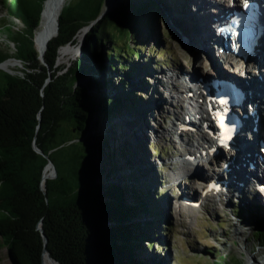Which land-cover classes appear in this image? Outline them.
I'll list each match as a JSON object with an SVG mask.
<instances>
[{
  "label": "trees",
  "instance_id": "1",
  "mask_svg": "<svg viewBox=\"0 0 264 264\" xmlns=\"http://www.w3.org/2000/svg\"><path fill=\"white\" fill-rule=\"evenodd\" d=\"M1 1L8 15L22 23L14 36L17 56L30 62L33 71H25L23 77L0 68V244L7 246L17 264H42L43 239L37 224L43 219L48 249L65 264H166L141 255L142 249H155L158 235L170 224L152 180L137 177L138 186L121 182L107 135L89 146L68 143L85 136L92 120L113 129L115 116L133 111L138 95L129 89L125 76L140 67L141 53L125 54L110 31L111 17L105 16L88 32L77 65L59 74L64 68L56 66L59 47L77 43L76 32L99 17L105 0H80L75 10L71 2L66 4L58 15V34L48 40L44 51L40 28L51 0ZM162 1L129 0L115 8L113 17L137 35L148 29L153 33ZM36 28V46L45 53L49 68L37 56ZM10 55L0 43V62ZM49 69L52 79L44 86ZM104 69L115 75L95 81L104 91L101 97L92 93L94 83L86 88L75 85ZM142 71L146 78L149 72ZM73 126L77 133L71 131ZM34 139L58 167V177L47 183L48 202L40 189L47 158L33 148ZM86 139L91 141L89 136ZM258 221L264 225V214ZM259 239L264 240V230ZM235 260L222 257L210 264H242Z\"/></svg>",
  "mask_w": 264,
  "mask_h": 264
},
{
  "label": "rangeland",
  "instance_id": "2",
  "mask_svg": "<svg viewBox=\"0 0 264 264\" xmlns=\"http://www.w3.org/2000/svg\"><path fill=\"white\" fill-rule=\"evenodd\" d=\"M105 1L104 5L107 4L108 0ZM128 1L118 0L113 9ZM182 1L163 0L161 4L169 13L172 8L176 10L175 12L181 13L180 16H183L181 10L185 0L183 3ZM70 2L71 9L75 10L78 8L80 0H68L66 4ZM104 5L103 7H105ZM184 5L187 10V5ZM171 20L175 22L172 17ZM43 25L44 16L40 28L41 34H43ZM21 26L22 23L18 19L8 15L0 0V43L14 55L16 49L12 40H15V33ZM142 32L138 35L135 34L133 40L134 49L142 55L140 59H137V62L141 63L140 67L133 71L130 76L122 73L130 81L129 89L136 91L138 95L133 111L124 112L119 117L115 116L111 124L113 129H110L109 125L106 127L100 121L92 120L87 134V137L89 136L94 141L98 137L100 139L106 135L109 137L110 147L114 149L112 151L115 152V159L120 167L119 180L121 182L125 180L132 186H138L139 180L136 179L137 177H140V180L142 178L151 179L153 182L152 190H158L161 195L159 202L168 214L170 224L167 226L168 228L165 226V229L168 230L158 235L155 249H142V257L155 262L157 260L159 262L164 261L163 263L166 264H210V262L221 260L224 257L227 262H231L236 258V262L239 260L242 264H247V257L252 255L254 257L248 264H264V240L259 239L260 231L264 230V225H260L258 221L259 215L264 214L263 210H259V205L264 207L261 195L258 194L259 200L255 193L245 196L244 199L250 200V203L246 202V206H244L245 202L243 203L241 198H238L237 201L232 198L229 202L221 199L216 204L208 203L207 206L199 208L185 205L181 206L180 211L174 208L173 204L175 205V202H177L174 198H180L182 193L198 196L200 192L197 191L196 185L190 186V181H196L195 177L185 178V174L189 173L188 175H190L194 168L186 173L184 172L180 176V181V177L177 178L178 180L172 178L173 173L177 176L181 175L179 167L182 163L178 159H181L180 153L183 150V145L175 141L170 133H167L169 135L164 134L166 133L165 129L171 132L169 129L175 128V123L179 122L176 121L175 114L170 112L169 103L172 98L171 95L166 93L164 80L172 74L174 67L182 66L183 70L187 72L190 71L188 69L195 66L200 73L201 63L195 60L192 65L190 64L187 55L181 53L175 38L166 34L161 16L157 15L153 33L150 29ZM81 33H83V30L79 32L80 35ZM79 34L76 38L77 43L71 44L67 46L68 49L63 50L62 54L65 57L61 61L62 64L73 65L78 55L81 54L80 51L76 53V58L72 55L77 50L75 47L81 42ZM124 40H127V36L124 37ZM117 45L121 46L120 43H117ZM124 48L125 54L132 55V51L130 52L126 47ZM64 51L67 52L64 54ZM69 51H73L72 54H69ZM209 51L207 57L214 58L215 52L210 48ZM189 52L193 56L199 54V51L193 47L192 49L189 48ZM200 56L206 58L203 53ZM10 60L12 61V59H9L4 63ZM12 66L14 65L3 67L10 68ZM21 67V63L17 61V65L12 70H19ZM218 67L220 70L225 71L223 67L221 69V63ZM176 69L181 70L182 68ZM142 70L146 73L149 72L146 78L144 74L142 76ZM103 74H105V79ZM181 74L184 73L181 72ZM114 75L115 73L109 69H104V71L91 73L88 77L80 80L85 85L90 84V82L91 84L94 83L91 91L97 97H101L104 91L97 89L95 81L102 80L101 82H104L108 77L112 78ZM157 100L161 104L159 107L156 106ZM171 109L173 110L172 106ZM143 117H145V120L142 119ZM135 124H139V127L146 126V133L143 137L139 136L138 128L132 129ZM155 127L158 128L157 135L152 132ZM182 138L185 137L182 136ZM122 149H124V152H122ZM176 154H180V156H176ZM174 158L177 160L173 163ZM134 167L137 169L136 171ZM198 167L202 171L203 168L206 171L208 170L202 165ZM61 170L65 169L62 167ZM184 180L187 182L185 183ZM245 186L249 185H244L241 189L237 185L231 187L236 191L243 192ZM201 200L204 199L201 198ZM235 209L239 213L238 215ZM0 264H11L8 249L2 245L0 246Z\"/></svg>",
  "mask_w": 264,
  "mask_h": 264
},
{
  "label": "bare ground",
  "instance_id": "3",
  "mask_svg": "<svg viewBox=\"0 0 264 264\" xmlns=\"http://www.w3.org/2000/svg\"><path fill=\"white\" fill-rule=\"evenodd\" d=\"M68 0H51V2L49 3L45 13H44V25H43V38H42V42H41V51H44V49L46 48V44L48 42V40L53 36H55L57 34V30H58V15L61 12V10L63 9V7L65 6V4L67 3ZM184 1V0H183ZM182 1V3H183ZM225 3V5H231V2H235L236 0H223ZM217 2V0H185L184 4L187 5V10L185 9V5L183 4V9L181 10V12L185 15L180 16L179 13L175 12V9H170V13H171V17L175 20V24L178 25L180 27V30L183 32V34L187 37V39L191 42L192 47L197 49V51H199V53H203L206 55H208L209 48L214 51V55L215 58L218 60V58H221V53L219 51V47H218V36H217V32H215L214 26H215V22L216 21V17L217 14L219 13H214L215 9L211 8L210 9V5L212 3ZM166 4V3H165ZM108 8V5L106 4L105 9ZM82 32V30L80 31ZM84 33V31H83ZM83 33H81V39L83 37ZM51 38V39H52ZM81 42L78 43V46L75 47V49H77L75 51L74 54H72L73 51H69V54H72L73 56L76 55V53L79 51V44ZM71 45V44H69ZM66 45L64 47H62L60 49V54H59V62L62 61V59L65 57V55L62 54L64 49H68ZM203 47V48H202ZM261 48H262V53H263V58H264V41L261 44ZM67 51H64V54ZM201 53V54H202ZM62 54V55H61ZM212 58H206L203 61H201V72L199 73V71H197V69L195 68V66H193V68H190L185 72L183 70V67H174V69L172 70V74H170L169 77H166V79L164 80V84H165V90L166 93L168 95H171V102L169 103V109L171 113L175 114V118L176 121H179L177 123H175V128H171L169 129L171 132H168L165 129L164 133L165 135H169L167 133H170L171 136L173 137V139L175 141L178 140L179 137L182 138V136H184L185 138H182L183 140V150H182V156L181 159L179 158L178 160H181L180 163H182V167H179V170L181 169V175L177 174H172V178L173 180H178L177 178L182 176L184 174V172H187L191 169L194 168V171L196 173L197 176H199L198 178L204 177L206 178L207 175L205 173L206 170L203 171L202 169H200L198 166L202 165V167L208 168L209 170H212L213 172L219 170V172L221 174H227L229 175V177H227V180H229V186H236L241 189L244 186H239L237 184V181L239 178L242 180V182L245 185H252V181L253 179H255L254 174H255V170L250 168L247 164H244L247 159L249 158L248 154H247V148H245V151H243L241 154L239 155H231L230 159H224L223 162H229L230 167H231V171L230 172H226L224 170V167H216L212 165V164H206L204 163L203 160L204 157H207L209 154L207 153L208 148L207 145L210 141V137L209 135L206 133V131L203 128V123L206 121H212L211 118V114L212 113H207L205 114L204 112V107L203 105H201L198 102V98L196 95V90L198 92V88H197V83H194V81H196L197 75H202V76H206L207 72H210L211 70L209 69L210 66L212 64H214V62H216L217 60ZM3 66H8V65H15V62L12 60L2 64ZM225 69V71H227V73H231V72H237L240 73L238 71H235L234 69H232L231 67L227 65H221V69ZM244 67V66H243ZM176 68H182L181 70H177ZM244 69H246L244 67ZM208 70V71H206ZM249 72H251L250 70H248ZM181 72H183L184 74H181ZM243 72H241V75ZM142 74V73H141ZM143 76V74H142ZM185 78V80L187 81V83L189 82L188 85L186 86H182L180 83H178V81L181 78ZM136 79V77H135ZM189 80V81H188ZM158 81V80H156ZM159 83V81H158ZM257 83V81H256ZM197 88L194 90V88ZM249 89L252 90V95H251V104L253 105V109H256L258 114L260 113V110L264 104V88L260 89V95L259 96H255V90L254 87H252L251 85L249 86ZM172 91V92H171ZM174 91V92H173ZM164 99V98H163ZM162 102V101H161ZM250 103L247 104L246 108L247 110L250 108ZM160 101L157 100L156 102V106L159 107ZM171 106L173 107V110L171 109ZM215 105H213L214 107ZM143 120H145V117L142 118ZM186 122L188 121L189 123H193V126L196 127L195 129H187V130H180L179 128V124L180 122ZM253 122L252 119L248 120V127L251 126V123ZM138 128V134L140 137H143L146 133V126H142L139 127V124H135L134 127H132V129H137ZM148 129V127H147ZM164 129V127H163ZM158 128L155 127L153 128V131L156 135L158 134ZM250 135L252 137H256V133L255 131H251ZM188 136H190L188 138ZM188 138V139H186ZM192 138V139H191ZM245 138V137H244ZM241 139L238 142L242 141L244 143L247 142L246 139ZM191 140H192V144H191ZM248 144H249V151H253L254 147H253V142H252V138L250 140H248ZM190 144V145H189ZM189 145V146H188ZM209 152V151H208ZM231 154V152H227V154ZM222 155V154H221ZM220 155V157H221ZM226 155V154H224ZM176 157V156H175ZM200 159L202 160V162H200ZM175 160L177 159H173V163L175 162ZM172 163V164H173ZM259 163H261V161H259ZM222 165V164H221ZM260 165V164H259ZM55 171L54 167L52 165H48L45 169L44 172V180L46 181L48 176L50 174H52ZM179 172V173H180ZM208 174V173H207ZM203 178V179H204ZM253 178V179H252ZM202 178L199 179L198 181H196L197 183H195L194 181H190V186H195L197 187L198 185L201 187L202 185ZM185 183L187 182L186 180H184ZM247 187V186H245ZM233 189V188H232ZM200 189H197V191ZM201 191H204L203 189ZM196 196V194H195ZM202 196V195H201ZM201 196L200 198H198V196L195 197V199L197 198L198 200H201ZM205 199V198H203ZM202 201V200H201ZM180 205V204H179ZM189 206V207H193V205L186 203L184 201L181 202V206ZM175 206H176V210H178V202H175ZM176 212V211H175ZM177 214V213H176ZM254 256H248V263L251 261V259ZM44 262L45 264H57L55 261H53L51 259V257L46 253L44 256ZM247 263V264H248Z\"/></svg>",
  "mask_w": 264,
  "mask_h": 264
},
{
  "label": "water",
  "instance_id": "4",
  "mask_svg": "<svg viewBox=\"0 0 264 264\" xmlns=\"http://www.w3.org/2000/svg\"><path fill=\"white\" fill-rule=\"evenodd\" d=\"M47 0H45L46 2ZM118 0H108L107 1V5H108V8L105 9V7L102 8L100 14H99V17L95 20L92 21L91 24H87V25H84L82 26L75 34L74 36V39L77 40V36L79 34V32L81 30L84 31L83 33V37H82V40H81V43L79 44V51L81 52L80 55H78L77 59L75 60L74 64L73 65H67V64H62V62L60 63L59 62V54H60V49L66 45H69L71 44L72 42H68L62 46L59 47L58 49V55H57V59H56V66H59V67H64L63 70H59L58 73H63L64 71L68 70L69 68L71 67H75L80 59V57L82 56L83 54V49H82V44L85 42V39L88 35V32L91 30L92 26L94 24H96L100 19H102L103 17L105 16H110L111 17V23H110V31L111 33L114 34L115 36V39L117 41V43H120V47L123 48V50H125L124 47H126V49L128 51H133L135 50L134 47H133V40H134V35H135V32L130 29L128 27V25L126 23H124L123 21L119 20L118 18L116 17H113V15L115 14V9H113L115 3L117 2ZM106 2V1H105ZM45 5V3H44ZM106 6V5H104ZM44 9V8H43ZM43 12V10H42ZM158 15L162 17V21H163V24H164V30L166 32L167 35H169L170 37H173L175 38V40L178 42L179 44V49L181 50V53L182 54H186L189 61H190V64L192 65L194 63L195 60H198L200 61H203L204 59H208V57L206 58H202L200 56L201 53L198 54V56L196 55H191L190 52H189V48L192 49L191 47V44L190 42L188 41L187 37L182 33V31L180 30V28L174 23L173 20H171V16H170V13L168 12L167 9H165L163 7L162 4H160V7H159V11H158ZM42 16V14H41ZM41 20V19H40ZM40 24V23H39ZM39 26V25H38ZM38 28V27H37ZM37 28L35 30V34H34V38H33V41H34V45H35V48H36V51H37V56H38V59L40 60L41 63H43L44 65H46L48 68H49V65L48 63L46 62L45 60V53L44 54H40L39 50L37 49V46H36V42H35V35H36V32H37ZM58 29H59V26H58ZM57 34H58V30H57ZM56 34V35H57ZM55 35V36H56ZM54 36V37H55ZM127 36V40H124V37ZM12 42L14 43V47H15V52L16 53L15 55L11 53V55L9 57H7L5 60L1 61L0 62V68L11 73V74H14V75H21V76H25V71H33V68L29 67V64L30 62L28 61H24L22 58H19L17 56V46L14 42V40H12ZM76 42V41H75ZM49 43V42H48ZM48 47V45H47ZM7 49V48H6ZM132 49V50H130ZM47 50V48H46ZM78 51V52H79ZM46 52V51H45ZM77 52V53H78ZM77 54L73 57L76 58ZM9 59H12L14 62H15V65L10 67V68H5L2 66V64L9 60ZM211 59V58H210ZM17 61H19L22 65V67L19 69V70H12L16 65H17ZM63 61V60H62ZM210 70L212 69V65L210 66L209 68ZM51 73H52V70L49 69V75L45 81V84L44 86L51 81L52 79V76H51ZM81 79V78H80ZM78 79L79 81L76 82V86H79L81 85L82 87L86 88V85L84 83L81 82V80ZM42 119V113L41 111L38 113V120H39V124L37 126V129L40 128V121ZM90 126H91V122L89 123V127H88V131L90 129ZM71 131L73 133H77V130H78V127L77 126H73V127H70ZM87 131V133L85 134V136L83 137H80V138H73L72 140H70L68 143L69 144H76V143H79L80 145L82 143H86L88 146L90 145V142H93L94 140H91V141H87V134L89 133ZM33 148L40 154L44 155L46 158H47V162L46 164L44 165L43 167V170H42V174H41V179H40V189L43 191L44 195H45V199L46 201L48 202L49 201V196H48V188H47V183L50 179H55L58 177V167L57 165L55 164V162L52 160V158L49 156V154H46L37 144L36 142V139L33 140ZM95 160H96V157H95ZM95 160L92 161V163H94L95 165ZM48 165H52L55 169V173L49 177L46 181L44 180V172H45V169ZM37 229L40 231L41 235H42V239H43V249H42V256H41V263L42 264H45L44 262V256L45 254L47 253L51 259L53 261H55L57 264H65V262L61 261L59 258L55 257L52 255V253L50 252V250L48 249V235L45 233V230H44V227H43V219H40V221L38 222L37 224ZM4 246L7 248V246L3 245L2 243L0 244V246ZM8 249V248H7ZM8 254H9V259L11 261V264H17L15 259L11 256L9 250H8Z\"/></svg>",
  "mask_w": 264,
  "mask_h": 264
}]
</instances>
